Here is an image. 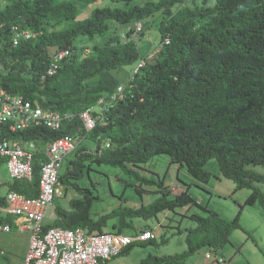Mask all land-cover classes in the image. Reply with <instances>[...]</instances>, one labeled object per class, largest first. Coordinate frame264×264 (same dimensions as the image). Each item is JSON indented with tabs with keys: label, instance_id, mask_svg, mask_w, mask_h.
<instances>
[{
	"label": "trees",
	"instance_id": "1",
	"mask_svg": "<svg viewBox=\"0 0 264 264\" xmlns=\"http://www.w3.org/2000/svg\"><path fill=\"white\" fill-rule=\"evenodd\" d=\"M96 1L15 0L0 10V86L38 101L45 109L75 116L115 92L120 83L112 70L141 58L136 43L121 42L116 30L160 18L161 41L168 36L170 45L127 82L124 99L90 134L96 149L107 139L112 148L102 156L79 149L73 168L67 169L61 181L67 184L72 178H84L88 160L127 171L128 164L137 166L168 155L171 163L186 167L191 177L207 182L205 167L216 159L220 174L234 182L233 191L250 192L235 218L225 220L206 205L204 215H192L196 228L186 236L187 251L147 258L141 264H184L202 248L217 253L228 245L235 230L242 229L240 215L245 207H264V193L256 186L264 184V175L254 170L264 169V0H215L212 7L194 9L185 6V0H108L113 6L97 7L79 19L77 3ZM63 22L68 27L57 30ZM14 25L30 29L36 37L13 46L10 27ZM79 37L93 41L92 50L98 55L83 59L74 55L56 76L42 82L51 49L75 50ZM78 127L72 119L58 132L39 128L17 135L5 132L4 137L43 143L73 135ZM44 160L36 154L33 182L15 181L11 190L36 197ZM71 185L82 197L70 200V211L57 208V220L47 227L104 233L108 221L118 216L122 217L120 229L129 225L124 222L127 211L119 208L94 220L92 191ZM192 203L184 191L172 201H161L156 210ZM131 251L132 247L124 253Z\"/></svg>",
	"mask_w": 264,
	"mask_h": 264
},
{
	"label": "rangeland",
	"instance_id": "2",
	"mask_svg": "<svg viewBox=\"0 0 264 264\" xmlns=\"http://www.w3.org/2000/svg\"><path fill=\"white\" fill-rule=\"evenodd\" d=\"M14 1L0 0V10L6 9ZM214 3L215 0H185L184 5L194 9L212 7ZM77 5L80 11L79 19L88 17L97 7L113 6L108 0H98L93 4L80 3L79 5L77 3ZM159 21L160 18H155L154 22L147 24L142 38L136 44L142 58H145L154 47L160 44ZM66 27H68V23L63 22L57 27V30H65ZM115 38L113 43L116 42ZM92 46L93 41L83 37L77 38L74 54L76 59L97 56L98 52L93 51ZM54 50L56 48L51 49L52 52ZM138 63L139 59L133 64L119 66L112 70L111 74L120 80L121 84H127ZM79 139L82 148L88 154H93L96 147L95 142L89 136L81 135ZM70 165L73 166L72 163ZM85 169L84 178L79 181L72 178L69 183H64L67 193L64 197L53 201L47 212L45 225L53 222L56 214L55 209L62 208L58 206L70 207L71 199L82 197L81 192L71 185L76 183L79 187L92 191L94 197L91 213L94 218L118 208L125 210L127 213L124 215V222H128L129 225L121 228L122 234L134 235L141 229H151L150 227H152L156 235L154 243L159 244L158 246H155L154 243L134 245L133 251L123 253L108 264H140L149 255L171 257L182 254L188 250L185 239L189 230L196 228V223L192 219L193 214L204 215L205 211L202 207L208 205V208L214 210L219 216L232 221L250 193L245 189L233 191L236 187L234 182L219 174L216 159H211L206 165L209 175L207 182L191 177L186 167L171 163L168 155L156 156L149 162L137 166L128 164L127 171L104 164L99 165L95 160L86 161ZM254 170L258 174L264 175V169L254 168ZM67 171L65 163L64 175ZM167 185L178 186L181 190L188 188L186 193L192 198L193 203L157 211L156 208L161 205V201L174 200L172 196L163 193L164 187ZM256 185L261 187V192H264V184L257 183ZM121 218L118 216L110 219L106 230H112L114 224H119ZM143 223L149 226L143 225ZM240 224L242 229L235 230L232 237L230 236L231 240L228 245L219 249L211 260H206V248H203L190 256L184 264H219L217 261L219 258L224 261L223 264H264V207L259 205L245 207L240 215ZM20 234L22 238L23 233ZM7 235L9 234L0 233V264L8 262L1 255L2 252L4 254V250L7 253V258H10L6 250V240L17 234ZM11 239L17 238L12 236ZM22 245L23 241L21 240L19 246ZM19 246L17 245L16 249Z\"/></svg>",
	"mask_w": 264,
	"mask_h": 264
},
{
	"label": "built area",
	"instance_id": "3",
	"mask_svg": "<svg viewBox=\"0 0 264 264\" xmlns=\"http://www.w3.org/2000/svg\"><path fill=\"white\" fill-rule=\"evenodd\" d=\"M142 22H135L123 27V40H137L144 30ZM12 41L15 45L21 40H31L35 35L27 30L11 27ZM167 38L164 43L153 49L147 60H142L135 73L140 71L147 62L153 61L169 45ZM72 52L68 49L55 52L47 70V76H55L64 61L68 60ZM124 98V88L119 86L114 95L105 101L101 99L100 115H94L90 110L80 113L77 118L80 129L73 135H66L45 144L43 153L45 160L39 167V192L30 198L15 191L6 193V209L14 219V225L0 221V233L10 234L14 231L29 235V243L24 264H108L111 260L122 255L128 248L137 244H146L156 240L155 233L150 229L137 231L134 235L116 233H91L87 229H65L45 225L47 212L53 201L65 196L64 184L61 181L64 164L73 160L81 148L79 137L89 136L98 123L103 122V113L112 104ZM73 118L72 115L59 111L44 109L37 101L27 100L21 95L9 93L0 86V159L14 181L33 182L35 178L34 157L37 144L25 140H3V130L9 133H20L37 128H47L61 131L64 122ZM107 139L102 141L101 147L95 152L102 156L104 151L112 148ZM180 189L172 187L169 193L177 196ZM217 254L212 249H206V260H211ZM219 264L224 261L220 258Z\"/></svg>",
	"mask_w": 264,
	"mask_h": 264
},
{
	"label": "crops",
	"instance_id": "4",
	"mask_svg": "<svg viewBox=\"0 0 264 264\" xmlns=\"http://www.w3.org/2000/svg\"><path fill=\"white\" fill-rule=\"evenodd\" d=\"M39 153H41L40 155L42 156V158H43V155H42V152H41V150H40V152ZM205 170H206V167H205ZM207 171V170H206ZM208 172V171H207ZM219 174H220V172H219ZM15 182L13 181V179L11 178V176H10V174H9V172H8V170H7V168H6V166H5V164L3 163V162H1L0 161V221L1 220H3L4 222H6V223H10V224H12V225H14V219L12 218V217H10L9 215H8V213H7V207H6V201H5V196H6V193H8L10 190H11V187L13 186V184H14ZM173 186H175V185H167L166 187H164V192H165V195H166V191H169V189L170 188H172ZM257 186V185H256ZM259 189H260V191H261V187L260 186H257ZM165 188H166V190H165ZM188 190V188H186L184 191H187ZM244 190V189H243ZM246 190V189H245ZM163 192V193H164ZM67 193V192H66ZM264 193V192H263ZM167 195H169V193H167ZM170 196V195H169ZM77 198H80V197H77ZM171 201V200H170ZM58 207H62V208H64L62 205H60V206H58ZM65 210H68V211H70L71 210V207H66V208H64ZM56 210V209H55ZM56 212V211H55ZM105 215V214H104ZM102 216V215H101ZM100 217V216H99ZM99 217H96V218H94L93 216H92V218L94 219V220H97ZM220 217L221 218H223L221 215H220ZM57 214H55V216H54V219H53V222H49V223H46V225L48 226V225H50V223H51V225H53L54 223H55V221L57 220ZM223 219H225V218H223ZM225 220H228V219H225ZM128 223V222H127ZM143 225H146V226H149L148 224H146V223H143ZM126 226V225H125ZM106 228H107V226L106 227H104L103 228V232H106V233H114V232H119V233H122L121 232V229H120V225L117 223V224H114V226H113V229L112 230H106ZM151 228V230H153V232H154V229L152 228V227H150ZM11 234H17V235H12V236H14L15 238H17V239H11V237L12 236H10ZM11 234H9V235H7V236H10V240L9 239H7L6 240V242H7V246H6V250L8 251V255L10 256V258L12 259V261L10 260V258H7V253H6V251L4 250V254H3V252L1 253V255H3V257L4 258H6L7 260L6 261H8L7 262V264H15V263H17V264H24V261H25V256H26V254H27V249H28V243H29V235H28V233L27 232H24L23 233V237L21 238V234H20V232H17L15 229H14V231L11 233ZM233 234V233H232ZM231 237H232V235H231ZM231 237H230V240H231ZM23 241V245L22 246H19L20 245V241ZM5 242V241H4ZM154 243V242H153ZM165 243H167V242H165ZM155 244V243H154ZM17 245L19 246L17 249H16V247H17ZM159 244L157 243V244H155V246H158ZM203 249V248H202ZM134 250V249H133ZM132 250V251H133ZM201 250V249H200ZM200 250H198L197 252H199ZM196 252V253H197ZM162 257H168V256H158V255H156V256H151V255H149V256H147L145 259H143L142 261H141V263L144 261V260H146L147 258H162ZM171 257H173V256H171ZM112 262V261H111ZM140 263V264H141Z\"/></svg>",
	"mask_w": 264,
	"mask_h": 264
},
{
	"label": "clouds",
	"instance_id": "5",
	"mask_svg": "<svg viewBox=\"0 0 264 264\" xmlns=\"http://www.w3.org/2000/svg\"><path fill=\"white\" fill-rule=\"evenodd\" d=\"M137 22H142V21H137ZM142 23H143V22H142ZM132 24H133V23H132ZM143 24H144V23H143ZM128 25H129V24H128ZM14 26H17V27H19V29H22V30L30 31V32H32V33L35 35V37H36V33L33 32V31H31L30 29H27V28H21V27L18 26V25H14ZM124 26H126V25H124ZM124 26H121V27H119V29H118V35H117V36L120 38V41L123 42V43H128V44H130V43H132V42L137 44V42L142 38V35H143L144 31H145V28H144V30L140 33L138 39L135 40V41H133V40H123V39L121 38V32H122ZM145 26H146V24H144V27H145ZM12 27H13V26H12ZM10 29H11V27H10ZM11 32H12V29H11ZM12 35H13V33H11V41H12ZM35 37H34V38H35ZM34 38H33V39H34ZM167 38L169 39V37L167 36V37L164 39V41H161L160 44H158L156 47H158L159 45H161V43H164L165 40H166ZM31 40H32V39H31ZM23 41H26V40H21L20 43L23 42ZM28 41H29V40H28ZM169 41H170V39H169ZM20 43L17 44V45H15V44L13 43V41H12L13 46H18V45H20ZM169 45H170V43H169ZM169 45H167V46H169ZM167 46H165L164 49H165ZM156 47H154L153 49H155ZM153 49H152V50H153ZM164 49L162 50V52L164 51ZM61 50H66V49H61ZM61 50H54V51H53L52 56H51V59H50V62H51V60H52V57H53L54 53H55V52H58V51H61ZM68 50H70V51L72 52V55L70 56V58H69L68 60L64 61V62L62 63V65H63L64 63H66L67 61H69L70 59H72L73 56H74V54H75V50H72V49H68ZM152 50H151V51H152ZM162 52H161V53H162ZM150 53H151V52H150ZM150 53H149L145 58H142V57H141V58L139 59V63H138V65H137V68H138V66H139V64H140V62H141L142 60H147V58H148V56L150 55ZM161 53H160V54H161ZM160 54L157 56L156 59H154L153 61H150V62H154V61H156V60L158 59V57L160 56ZM150 62H147V64L150 63ZM147 64H146V65H147ZM49 65H50V63H49ZM62 65H61V67H62ZM144 67H145V66H144ZM144 67H143V68H144ZM48 68H49V66H48ZM48 68H47V70H48ZM137 68H136V69H137ZM143 68H142V69H143ZM60 69H61V68H60ZM136 69H135L134 72H133V76H132L131 80L134 79L135 76H138V75L141 73V71H142V69H141L140 71H138L137 73H135ZM0 70H1V68H0ZM59 71H60V70H59ZM59 71H58V72H59ZM57 74H58V73H57ZM57 74H56V75H57ZM56 75H55V76H56ZM47 77H50V76H47V74L43 75V76L41 77V81H42V82L45 81ZM52 77H53V76H52ZM131 80H130V81H131ZM119 81H120V80H119ZM119 81H118V82H119ZM119 83H120V82H119ZM125 85H126V84L123 85V84L120 83V84L118 85V87H119V86H122V87L124 88V91H125ZM1 87H2V86H1ZM118 87L116 88L115 92L117 91ZM5 90H6V89H5ZM6 91H7V90H6ZM115 92H114L112 95H114ZM9 93H10V92H9ZM12 94H13V93H12ZM124 94H125V92H124ZM112 95H109V96H102V97H100V98L98 99L96 105L93 106L91 109H87V110H90L94 115H97V116L100 115V114L102 113V108L99 106V101H100L101 99H104L105 101H108V100L112 97ZM123 99H124V98H123ZM123 99H122V100H123ZM27 100H28V99H27ZM122 100H118V101L114 102V103L112 104V106L108 109V111H109L111 108H113L114 105H115L117 102L122 101ZM32 102H34V101H32ZM37 102H38V101H37ZM38 103H39V102H38ZM39 104H40V103H39ZM40 105H41V104H40ZM41 106H42V105H41ZM42 107H43V106H42ZM43 108H44V107H43ZM96 108H97V110H96ZM44 109H45V108H44ZM47 110H51V109H47ZM87 110H83V111L79 112V113H78L77 115H75V116L72 115V116H73L72 119H76V120L78 121V124H79L78 130L80 129V122H79L77 116H78L80 113H82V112H84V111H87ZM55 111H56V110H55ZM108 111H106V112L103 113V122L98 123V125L104 123V121H105V115H106V113H107ZM59 112H60V111H59ZM62 114H63V113H62ZM69 115H71V114H69ZM72 119H71V120H72ZM67 122H68V121H67ZM68 123H69V122H68ZM98 125H97V126H98ZM97 126H96V128H97ZM42 128H44V127H42ZM96 128H95V129H96ZM37 129H39V128H37ZM37 129H33V130H37ZM46 129H47V128H46ZM95 129H94V130H95ZM48 130H49V129H48ZM78 130H77V131H78ZM94 130H93V131H94ZM28 131H31V130H28ZM93 131H92V132H93ZM5 132H8V131H7V130H3L2 138H1V139H3V140L7 139V140H10V141H15V140H20V139H22V138L9 139L8 137H4V133H5ZM25 132H27V131H25ZM56 132H58V131H56ZM92 132H91V133H92ZM8 133H9V132H8ZM20 133H23V132H20ZM20 133H9V134H15V135H17V134H20ZM91 133H90V134H91ZM90 134H89V137H90ZM22 140H25V139H22ZM25 141H32V140H25ZM104 141H106V140H104ZM109 141H110V140H109ZM40 142H41V141H37L36 144L39 145ZM50 142H51V141H50ZM110 142H111V141H110ZM46 143H47V142H46ZM46 143H45V144H46ZM101 143H102V142H101ZM111 143H112V142H111ZM45 144L42 146V149H41V152H42V155L44 156V158H45V155H44V153H43V150H44ZM112 145H113V144H112ZM100 147H101V146H100ZM81 148H82V146H81ZM81 148H80V149H81ZM97 150H98V149H96V147H95V150H94V152H93L94 155H96L95 152H96ZM108 150H109V149H108ZM39 152H40V150H39L38 152L35 153V156H36V154H41V153H39ZM104 152H105V151H104ZM75 158H76V157H75ZM75 158H74V159H75ZM34 159H35V157H34ZM74 159H73V160H74ZM73 160H71L70 163L66 164V169L73 168V166L70 165V164L72 163ZM0 161L3 162V163L5 164L4 160L0 159ZM5 166H6V165H5ZM6 168H7V167H6ZM7 170H8V169H7ZM8 172H9V171H8ZM9 174H10V173H9ZM63 175H64V172H63ZM63 175H62V176H63ZM13 181H14V180H13ZM14 182H15V181H14ZM63 184H64V183H63ZM173 187H177V188H179L178 186H173ZM179 189H180V188H179ZM180 190H181V189H180ZM11 191H12V190H11ZM15 192H16V191H15ZM38 192H39V191H38ZM183 192H184V190H181V191H180L181 194H179V195H177V196H172V195L169 193V191H167V193H169V195L172 196V198H174V199H175L176 197L181 196V195L183 194ZM65 193H66V188H65ZM65 193H64V194H65ZM1 221H3V220H1ZM46 226H47V225H46ZM141 230H142V229H141ZM150 230H151V229H150ZM152 231H153V230H152ZM153 242H154V241H153ZM150 243H152V242H150Z\"/></svg>",
	"mask_w": 264,
	"mask_h": 264
},
{
	"label": "bare ground",
	"instance_id": "6",
	"mask_svg": "<svg viewBox=\"0 0 264 264\" xmlns=\"http://www.w3.org/2000/svg\"><path fill=\"white\" fill-rule=\"evenodd\" d=\"M95 106V105H94ZM45 108V107H44ZM25 133V132H24ZM109 140V139H108ZM32 142H34V143H36L37 142V140H35V141H32ZM46 142H40V144L39 145H37L36 146V148L34 149V152L36 153V152H38L39 150H41L42 149V146L45 144ZM105 153V152H104ZM164 192V191H163ZM165 193V192H164ZM167 194V193H166Z\"/></svg>",
	"mask_w": 264,
	"mask_h": 264
}]
</instances>
